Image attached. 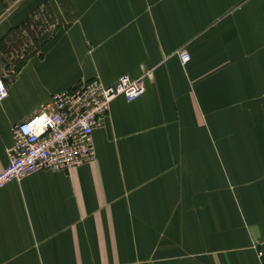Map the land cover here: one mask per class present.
Returning <instances> with one entry per match:
<instances>
[{"label": "crops", "instance_id": "crops-1", "mask_svg": "<svg viewBox=\"0 0 264 264\" xmlns=\"http://www.w3.org/2000/svg\"><path fill=\"white\" fill-rule=\"evenodd\" d=\"M39 16L3 81L0 171L51 96L144 91L110 103L91 163L0 186V264H264V0H0V42Z\"/></svg>", "mask_w": 264, "mask_h": 264}, {"label": "built area", "instance_id": "built-area-1", "mask_svg": "<svg viewBox=\"0 0 264 264\" xmlns=\"http://www.w3.org/2000/svg\"><path fill=\"white\" fill-rule=\"evenodd\" d=\"M177 56L181 65L189 61L186 52H178ZM143 91V78L121 76L109 86L91 79L71 91L51 96L40 112L11 128L13 145L6 150L0 186L34 171H69L91 163V134L103 122L110 103L119 97L132 102ZM6 95L0 79V103Z\"/></svg>", "mask_w": 264, "mask_h": 264}, {"label": "rangeland", "instance_id": "rangeland-1", "mask_svg": "<svg viewBox=\"0 0 264 264\" xmlns=\"http://www.w3.org/2000/svg\"><path fill=\"white\" fill-rule=\"evenodd\" d=\"M41 16L28 20L20 28L12 30L0 42V79L10 80L15 68L24 58L35 52L36 46L50 34L43 32ZM8 76L7 78H4Z\"/></svg>", "mask_w": 264, "mask_h": 264}, {"label": "trees", "instance_id": "trees-1", "mask_svg": "<svg viewBox=\"0 0 264 264\" xmlns=\"http://www.w3.org/2000/svg\"><path fill=\"white\" fill-rule=\"evenodd\" d=\"M22 63H23V62H21V63L15 68L13 74H15V73L17 72L18 68L20 67V65H21Z\"/></svg>", "mask_w": 264, "mask_h": 264}]
</instances>
